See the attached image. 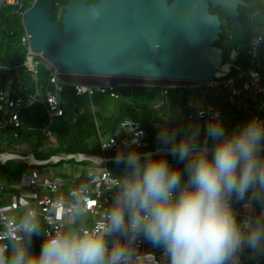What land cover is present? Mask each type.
<instances>
[{
	"label": "clouds",
	"instance_id": "1",
	"mask_svg": "<svg viewBox=\"0 0 264 264\" xmlns=\"http://www.w3.org/2000/svg\"><path fill=\"white\" fill-rule=\"evenodd\" d=\"M199 135L198 127L179 139L160 134L183 170L166 153L133 149L118 156L128 171L104 219L91 229L57 227L38 254L31 237L39 221L27 212L17 234L0 243V264H125V246L109 249L106 240L125 229L162 245L169 264H234L245 247L264 253V213L240 221L232 203L264 202V120L253 116L227 130L217 116L206 126L203 144Z\"/></svg>",
	"mask_w": 264,
	"mask_h": 264
},
{
	"label": "built area",
	"instance_id": "2",
	"mask_svg": "<svg viewBox=\"0 0 264 264\" xmlns=\"http://www.w3.org/2000/svg\"><path fill=\"white\" fill-rule=\"evenodd\" d=\"M1 3L21 7V2L18 0H2ZM59 3V0H55V5L62 9ZM28 9L20 11L23 26L20 43L24 48V58L21 65L34 76L37 75L38 65L41 64L47 68L48 87L44 92L43 105L49 121L63 114L60 105V93L66 83L72 85L75 95H86L89 99L95 93L118 98V86L133 88L134 85H138L113 82L98 84L80 81L66 82L63 76L71 73L61 72L59 66L54 65L41 52L32 49L30 35L23 20V15ZM263 44L264 34L252 32L246 51L247 62L243 68L237 66L235 73H228L224 77H210L208 80H177L181 81L178 82L181 84L159 86L160 94L164 97L159 104L169 106L164 101H166V95L171 87L179 89L178 97L182 96L185 89L199 90L200 95L197 96L191 92L190 97L185 101L186 118L188 120H202L206 129L209 121L214 117L218 116L223 122L224 110L216 107L211 100L205 97V90L210 89L213 91V95L217 96L219 91L226 88L230 93V101L237 97L242 108L250 111L251 117L256 116L264 120V60L261 54ZM21 84L19 82V94L9 91L10 87L0 91V107L3 109L0 128L6 126L19 127L21 125V111L38 100V90L34 94H26V97H23L25 87ZM240 91H243L242 94ZM89 103L92 105L91 100ZM250 104H253V111L249 109ZM126 123L128 124L127 127H125ZM155 125L161 127L158 122ZM43 133L48 140H55L54 133L50 129H44ZM97 140L102 153L101 156H104L103 154L107 151H131L133 149L141 154L153 152L171 154L170 147L151 149L152 142L148 140L146 129L139 121L131 118L122 120L107 134H102L99 131ZM6 152H14V150L1 151L0 163H4L2 155ZM27 154L33 155L32 153ZM77 155L79 156L78 160H73L77 164H74L70 169L57 167L58 165L54 168L51 165L30 168L19 173V181L28 184L33 189V193L16 194L7 208L0 207V243H6L8 238L17 234L19 222L29 211L36 214L39 230L35 234L41 236L42 241L46 239L48 232L54 231L57 227H61L62 230H67L70 226H75L77 229L82 227L91 229L104 219L118 191L116 187L118 180L126 174L128 169L122 166L111 168L104 162H91L90 165H84L82 163L84 161L80 157L81 154ZM2 177L0 171V190H4L7 185ZM232 203L238 220L243 217L255 218L264 213V202L256 207L255 203L249 202L247 198L243 201L234 198ZM9 210H15V213H7ZM77 216L84 218L85 222L82 225H75ZM121 232L124 234L122 237L119 235L117 237L113 233L106 237V240L109 249L117 243L125 246L127 251L125 264H169V258L164 254L162 245L158 246L152 241H147L143 234H134L127 229ZM243 250L238 254L234 264H264V262H260L264 260V253H253L252 256H248Z\"/></svg>",
	"mask_w": 264,
	"mask_h": 264
},
{
	"label": "water",
	"instance_id": "3",
	"mask_svg": "<svg viewBox=\"0 0 264 264\" xmlns=\"http://www.w3.org/2000/svg\"><path fill=\"white\" fill-rule=\"evenodd\" d=\"M237 4L248 6L244 0H172L169 4L166 0H65L60 29L53 20L51 0H34L23 20L32 49L64 73L208 80L224 77L234 64L223 62L222 49L214 45L221 22L208 8L220 5L233 26L239 27ZM236 54L231 50L230 59L235 61ZM78 157L60 154L41 160L15 152L2 155L4 162L21 160L34 166ZM80 157L89 162L118 161V157ZM83 223L82 217L75 218V225Z\"/></svg>",
	"mask_w": 264,
	"mask_h": 264
},
{
	"label": "trees",
	"instance_id": "4",
	"mask_svg": "<svg viewBox=\"0 0 264 264\" xmlns=\"http://www.w3.org/2000/svg\"><path fill=\"white\" fill-rule=\"evenodd\" d=\"M21 7L17 5L0 4V91L10 87L12 93L19 94V82L25 87L23 97L26 94H34L39 91L38 100L27 106L20 113L21 125L19 127L6 126L0 128V152L3 150H14L19 154L32 153L37 159H47L53 155L67 154H92L102 155L97 140L98 132L109 133L116 125L126 118L139 121L148 133V140L152 142L151 149L159 147H170V143L160 139L162 132H167L171 137L173 133L179 139L190 129L198 127L200 129L199 142L207 139L202 120H188L186 118L185 101L190 97V93L200 95L199 90H183L182 96L178 97L179 89L171 87L166 95L165 104H159L163 100L160 94L159 86L147 84L130 86H118V98L109 95L95 93L91 99L86 95L77 96L74 93L71 84L66 83L60 93V105L63 114L49 121L44 108V92L47 89L48 70L44 65H38L37 75L34 76L23 65L24 48L20 43V36L23 33L20 11L28 9L34 0H18ZM254 5L249 9L251 14L245 15L241 19L242 29H230L226 33L220 34V42L228 41L226 44L216 42L223 46V62L230 57L231 50L237 52L235 65L231 67L229 74L237 71V66L243 68L247 62L246 51L248 48L249 36L252 32L264 34V0H252ZM53 4V20L62 29L61 14L59 7ZM62 6L65 0H59ZM90 3H96L98 0H88ZM62 10V9H61ZM243 8L242 12L246 13ZM230 27V26H229ZM228 27V28H229ZM226 33V34H225ZM240 50L243 51V58L239 61ZM262 59L264 60V44L261 49ZM264 77V70H263ZM10 82V84H9ZM131 89V90H130ZM243 91H240L242 94ZM205 97L211 100L216 107L224 110L223 124L227 130L243 123L251 117L250 111L242 108L235 97L230 101V93L224 88L219 91L217 96L213 95L210 89L205 90ZM90 100L92 105H90ZM228 108V110H227ZM251 111L254 110L253 104H250ZM3 109L0 107V119ZM161 126L155 125L157 123ZM229 123V124H228ZM50 129L54 133V142H51L44 135L43 130ZM161 140V141H160ZM160 141V142H158ZM213 141L208 139V146L211 150ZM129 151H107L105 157H118L127 155ZM169 163L173 166H179L183 170L184 163L172 154H167ZM73 161V160H64ZM60 163V162H58ZM57 163V164H58ZM82 163H90L84 161ZM107 166L126 165L118 162H108ZM35 167L21 160H9L0 163V171L6 187L12 186L18 182V175L21 171ZM184 179H187L186 175ZM27 239V237H26ZM42 237L34 234L31 237V251L39 253L42 245Z\"/></svg>",
	"mask_w": 264,
	"mask_h": 264
},
{
	"label": "rangeland",
	"instance_id": "5",
	"mask_svg": "<svg viewBox=\"0 0 264 264\" xmlns=\"http://www.w3.org/2000/svg\"><path fill=\"white\" fill-rule=\"evenodd\" d=\"M62 10L61 7L59 9V13L61 14ZM222 23V22H221ZM223 24V23H222ZM243 51L240 50V55L238 56L239 61L243 58ZM229 61V59L227 60ZM63 79L66 82H73V81H80V82H87L91 84H98L103 82H113V83H122V84H147L152 86H162V85H178L181 81H177L174 79H162V78H151V77H123V76H113V75H90V74H68L64 75ZM224 117V116H223ZM54 142V141H51ZM75 163L74 161H65L60 162L58 164L52 165L54 168L62 167L68 169V165ZM84 165H90V163H83ZM71 229H77L75 226H70Z\"/></svg>",
	"mask_w": 264,
	"mask_h": 264
},
{
	"label": "flooded vegetation",
	"instance_id": "6",
	"mask_svg": "<svg viewBox=\"0 0 264 264\" xmlns=\"http://www.w3.org/2000/svg\"><path fill=\"white\" fill-rule=\"evenodd\" d=\"M244 1L248 4V6H243V5L237 4V10L239 11V27L233 26V23H232L231 18L221 9L220 5H217L214 8H212V7L209 6L208 12L209 13H212V14H217L218 15L220 22L223 23V24L221 23V26H220V28H221L222 31H225L227 33L228 30H230V29H234V28L242 29L241 19H244L245 15L251 14V12H250L249 9L254 5V2L252 0H244ZM166 2L169 4V3L172 2V0H166ZM243 8H245L247 10L246 13L245 12H242L243 11ZM220 34H222V33H220ZM220 34H219V39H220ZM219 39L215 41L214 45L222 49V59H223L224 48H223V46H220V45H217L216 44V42H220ZM226 42H228V41L226 40V41H222L220 43L224 45V44H226ZM235 59H236V56H235ZM225 62H231L232 63L234 61L231 60L230 57H229V61H225Z\"/></svg>",
	"mask_w": 264,
	"mask_h": 264
},
{
	"label": "crops",
	"instance_id": "7",
	"mask_svg": "<svg viewBox=\"0 0 264 264\" xmlns=\"http://www.w3.org/2000/svg\"><path fill=\"white\" fill-rule=\"evenodd\" d=\"M234 63H235V61H234ZM47 166H51V165H47ZM72 166H74V163L69 164L67 168L70 169V168H72ZM117 173H119V172H117ZM83 180H84V178H83ZM19 193H28V194H31V193H33V189L28 184L21 183L18 180V182L16 184H14L12 186H8L4 190H0V207L7 208L8 205H9V203H10V201L12 200L13 196L16 195V194H19ZM253 202L255 203L256 207L260 203H263V202H260V201H253ZM245 218H247V217H243L242 219L240 218L239 220L240 221H243ZM115 235L117 237H118V235L122 237L124 234L122 232H119V233H115ZM147 241L151 242V240L148 239V238H147ZM243 251L248 256H252L253 255V252L250 249H248L247 247ZM260 262H264V260H261Z\"/></svg>",
	"mask_w": 264,
	"mask_h": 264
}]
</instances>
